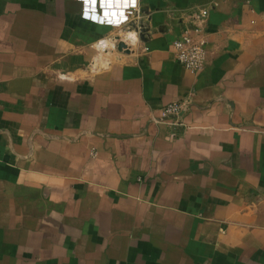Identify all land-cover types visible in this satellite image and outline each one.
I'll return each mask as SVG.
<instances>
[{
    "label": "crops",
    "instance_id": "1",
    "mask_svg": "<svg viewBox=\"0 0 264 264\" xmlns=\"http://www.w3.org/2000/svg\"><path fill=\"white\" fill-rule=\"evenodd\" d=\"M0 264H264V0H0Z\"/></svg>",
    "mask_w": 264,
    "mask_h": 264
},
{
    "label": "built area",
    "instance_id": "2",
    "mask_svg": "<svg viewBox=\"0 0 264 264\" xmlns=\"http://www.w3.org/2000/svg\"><path fill=\"white\" fill-rule=\"evenodd\" d=\"M137 2L138 0H135V5L133 6L131 0H128L127 6H124L122 1V5L116 7L112 5L110 8H101L98 2L97 8L99 10L130 11L137 8ZM207 16L208 11L202 10L198 17L202 21ZM173 50L177 61L186 69L195 73L200 71L206 58V37L200 26L195 25L191 29L186 30L180 39L173 42ZM179 108V104L173 103L165 107L162 112L164 116L174 115L179 113Z\"/></svg>",
    "mask_w": 264,
    "mask_h": 264
},
{
    "label": "snow or ice",
    "instance_id": "3",
    "mask_svg": "<svg viewBox=\"0 0 264 264\" xmlns=\"http://www.w3.org/2000/svg\"><path fill=\"white\" fill-rule=\"evenodd\" d=\"M99 2L101 8H110L113 3H120V0H85V3L96 5ZM124 6H127L128 0H123ZM133 6L135 5V0H131ZM107 15V13H105Z\"/></svg>",
    "mask_w": 264,
    "mask_h": 264
},
{
    "label": "water",
    "instance_id": "4",
    "mask_svg": "<svg viewBox=\"0 0 264 264\" xmlns=\"http://www.w3.org/2000/svg\"><path fill=\"white\" fill-rule=\"evenodd\" d=\"M127 49V46L125 45L124 42H119L118 44V50L119 51H123V50H126Z\"/></svg>",
    "mask_w": 264,
    "mask_h": 264
}]
</instances>
